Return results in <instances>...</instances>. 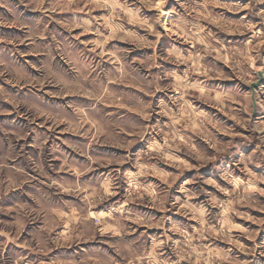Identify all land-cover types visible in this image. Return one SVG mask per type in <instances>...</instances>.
I'll use <instances>...</instances> for the list:
<instances>
[{
  "label": "clouds",
  "instance_id": "9594fccd",
  "mask_svg": "<svg viewBox=\"0 0 264 264\" xmlns=\"http://www.w3.org/2000/svg\"><path fill=\"white\" fill-rule=\"evenodd\" d=\"M0 264H264V0H0Z\"/></svg>",
  "mask_w": 264,
  "mask_h": 264
}]
</instances>
